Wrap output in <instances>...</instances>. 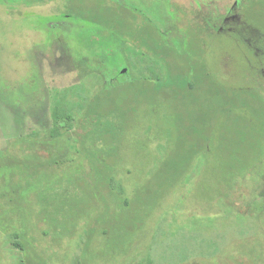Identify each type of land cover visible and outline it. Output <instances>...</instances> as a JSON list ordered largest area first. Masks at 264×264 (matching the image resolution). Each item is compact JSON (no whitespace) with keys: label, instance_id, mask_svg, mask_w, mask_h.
I'll return each mask as SVG.
<instances>
[{"label":"rangeland","instance_id":"obj_1","mask_svg":"<svg viewBox=\"0 0 264 264\" xmlns=\"http://www.w3.org/2000/svg\"><path fill=\"white\" fill-rule=\"evenodd\" d=\"M260 9L264 0H0V264H264ZM196 61L261 99V114L237 110L241 144L217 117L180 168L187 122L174 103L130 112L112 91L123 110L98 113L125 75L184 88ZM56 109L72 118L56 121Z\"/></svg>","mask_w":264,"mask_h":264},{"label":"trees","instance_id":"obj_2","mask_svg":"<svg viewBox=\"0 0 264 264\" xmlns=\"http://www.w3.org/2000/svg\"><path fill=\"white\" fill-rule=\"evenodd\" d=\"M32 1L36 2L37 0ZM250 11H253V9L249 10L251 15ZM260 11L264 13V9H260ZM131 16H134L133 12ZM126 76L125 79H123L124 77L120 78V82L117 85H112L108 90L100 94L101 104L98 107V113L100 115H109L118 110H123L118 98L115 96L110 97L112 91L124 93L126 102L123 103L129 105L137 101L142 103H174L182 123L187 122L185 127L187 129L185 131L187 137L184 130L179 133L181 142L178 144L177 150H180L181 153H176L177 158L172 154V159H175V164L179 165L180 168L182 162L184 163L187 160V165H189L193 157L203 150L201 147L203 144V133L211 129L215 118L221 116L224 118L225 123L227 120V124H225L227 128L225 129L236 133L235 141L241 144L242 141H245V132L244 124L241 122L242 116L239 113L237 114V110L245 107L248 108L252 115L254 113L261 114L262 111L260 106L261 99L256 94L247 90L228 88L218 84L212 79L205 64L199 61L195 62L193 80L188 82L184 88L164 86L160 90H155L149 79H134ZM115 86L118 87L115 90H111ZM103 105L108 106L103 108ZM132 109L136 111L138 107L132 105L129 107L130 112ZM125 115L126 113L122 111V116L125 117ZM71 118V114L55 110L54 119L56 121H64ZM61 122H59V126H62ZM189 134L194 136L189 138ZM186 146L187 149H185ZM165 170L170 171V166H166ZM173 172V174H177L178 171L175 169ZM147 192H150L149 188H147Z\"/></svg>","mask_w":264,"mask_h":264},{"label":"flooded vegetation","instance_id":"obj_3","mask_svg":"<svg viewBox=\"0 0 264 264\" xmlns=\"http://www.w3.org/2000/svg\"><path fill=\"white\" fill-rule=\"evenodd\" d=\"M11 1H12V0H11ZM14 1H15L16 3H18V4H19V3L22 4V3H25V1H27V0H14ZM31 6H33V5H31ZM73 6H74V5H73ZM72 8H73V7H72Z\"/></svg>","mask_w":264,"mask_h":264}]
</instances>
